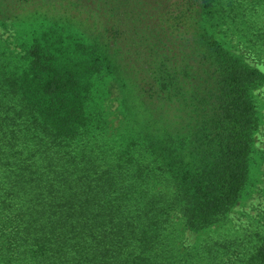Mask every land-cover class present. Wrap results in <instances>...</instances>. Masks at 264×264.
Segmentation results:
<instances>
[{
	"label": "trees",
	"instance_id": "1",
	"mask_svg": "<svg viewBox=\"0 0 264 264\" xmlns=\"http://www.w3.org/2000/svg\"><path fill=\"white\" fill-rule=\"evenodd\" d=\"M165 1L150 43L166 60L136 83L133 137L106 139L80 75L119 69L115 41L100 43V65L56 61L76 46L37 42L23 62L0 50V264H264V235L179 242L242 196L264 73L202 25L219 0Z\"/></svg>",
	"mask_w": 264,
	"mask_h": 264
},
{
	"label": "rangeland",
	"instance_id": "2",
	"mask_svg": "<svg viewBox=\"0 0 264 264\" xmlns=\"http://www.w3.org/2000/svg\"><path fill=\"white\" fill-rule=\"evenodd\" d=\"M165 3V0H4L0 4V50L13 52L23 62L27 50L37 42L61 49L76 46L75 55L59 51L56 61L90 59L100 65L103 63L100 43L115 41L120 70L107 71L102 66L90 73L81 65L80 75L90 76V106L99 112L106 125V139L133 137L137 129L133 116L143 111L136 83L142 77H153L154 64L166 60L161 58L162 50L150 43V38L159 40L156 37L161 26L157 23ZM9 8L15 11V17L10 19L6 13ZM203 23L207 29L211 25L210 32L226 48L264 73V0H219L213 18L203 19ZM7 56L8 60L10 55ZM254 100L258 127L250 154L249 179L242 196L218 223L197 232L183 230L179 237V242L184 241L182 249L207 241L229 240L250 246L264 235V82L254 90ZM172 108L171 119L177 114ZM177 223L182 229L180 219Z\"/></svg>",
	"mask_w": 264,
	"mask_h": 264
}]
</instances>
